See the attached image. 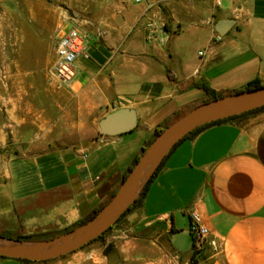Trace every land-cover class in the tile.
<instances>
[{
	"label": "crops",
	"instance_id": "1",
	"mask_svg": "<svg viewBox=\"0 0 264 264\" xmlns=\"http://www.w3.org/2000/svg\"><path fill=\"white\" fill-rule=\"evenodd\" d=\"M222 20L236 22L225 36L216 31ZM92 24L90 57L78 60L73 85L33 101L31 116L22 105L11 135H0L1 239L81 227L108 205L157 128L209 99L196 83L228 93L264 81V0L114 2ZM150 25L162 27L156 38ZM122 109L136 112L137 127L104 135L101 121ZM163 162L134 212L141 226L129 231L162 223L186 264L195 255L176 249L172 233L190 231L197 213L219 248L196 264H264V112L187 138ZM118 251L121 264H181L145 237H127ZM77 260L91 264L84 254Z\"/></svg>",
	"mask_w": 264,
	"mask_h": 264
},
{
	"label": "rangeland",
	"instance_id": "2",
	"mask_svg": "<svg viewBox=\"0 0 264 264\" xmlns=\"http://www.w3.org/2000/svg\"><path fill=\"white\" fill-rule=\"evenodd\" d=\"M109 4L100 0H0V135H11L17 118L23 116L22 105L31 116L33 101H46L48 90L64 88L52 78L51 71L55 39L66 21L76 19L81 28L90 33L93 17L103 13ZM12 142L10 139L9 144ZM8 147L13 148L14 154L15 146ZM4 153L0 145V158ZM136 222L126 219L116 223L102 234L103 240L91 242L75 253L48 263L32 264H80L77 259L81 254L86 255L91 264H109L106 247L114 244L118 250L120 242L127 237L157 241L168 250L170 259L180 263L186 260V256L173 249L166 226L157 223L143 230L129 231L141 226ZM177 226H187L182 215L178 217ZM65 236L66 233H55L26 242H49ZM193 260L198 261L191 256L186 264H193Z\"/></svg>",
	"mask_w": 264,
	"mask_h": 264
},
{
	"label": "water",
	"instance_id": "3",
	"mask_svg": "<svg viewBox=\"0 0 264 264\" xmlns=\"http://www.w3.org/2000/svg\"><path fill=\"white\" fill-rule=\"evenodd\" d=\"M234 20L217 23L216 31L225 36L234 26ZM264 107V87L244 93L204 103L190 111L174 125L166 129L149 147L124 180L117 195L91 222L67 233L65 237L49 242H18L0 238V258L45 262L75 253L112 228L127 209L136 201L144 187L154 176L164 158L190 133L204 125ZM138 125L137 114L133 110L122 109L106 116L100 123L101 131L107 136H119L132 132ZM156 163L147 177L146 169ZM138 213H134L132 222ZM185 238V239H182ZM194 238L190 231L173 232L172 243L181 253L192 250ZM105 255L109 264H121L122 259L114 244L108 245Z\"/></svg>",
	"mask_w": 264,
	"mask_h": 264
},
{
	"label": "built area",
	"instance_id": "4",
	"mask_svg": "<svg viewBox=\"0 0 264 264\" xmlns=\"http://www.w3.org/2000/svg\"><path fill=\"white\" fill-rule=\"evenodd\" d=\"M109 4L114 2L142 4L146 0H100ZM197 1V0H182ZM220 7L222 0H214ZM161 26L150 25L149 37L156 38L157 31ZM92 45V36L79 25L76 19L67 20L66 25L60 29L55 39V59L52 67L53 78L64 87H71L79 74L77 62L81 57H90V47ZM193 235V254L197 258L208 255L210 250H218L219 245L212 237L210 230L204 224L203 219L197 213H191V228Z\"/></svg>",
	"mask_w": 264,
	"mask_h": 264
},
{
	"label": "trees",
	"instance_id": "5",
	"mask_svg": "<svg viewBox=\"0 0 264 264\" xmlns=\"http://www.w3.org/2000/svg\"><path fill=\"white\" fill-rule=\"evenodd\" d=\"M195 85L198 88L203 89L207 93V95L209 96V99L207 101H205L204 103H208V102H211V101H214V100H218V99L224 98V97L229 96V95H234V94H239V93H244V92H248V91L260 89V88L264 87V81H262L260 79H256L254 81H251L250 83H248L246 86L242 87L241 89H239L237 91H233V92H228V93L215 91L214 89H212L209 81H202V82L196 83ZM204 103H202V104H204ZM262 112H264V107H261L259 109H256V110H253V111H250V112H247V113H244L242 115L234 116V117H231V118H228V119H225V120H220V121H217V122H214V123H211V124L204 125V126H202L200 128H197L196 130H194L185 139L190 138V137L197 136L201 132H203L204 130H206L208 128H211V127H214V126H217V125H221V124H224V123H227V122H230V121H234V120H237V119H245L248 116L255 115V114H258V113H262ZM184 115H178L179 116L178 119H180ZM169 126H170V124L167 123V124H163V125H161L160 127L157 128V130L155 131L154 137L145 144V146L143 147L142 151L136 157V159L134 160L132 166L127 171L126 176H125V180L129 177V175L131 174V172L133 171V169L135 168V166L138 164V162L140 161V159L142 158V156L149 149V147L154 143V141ZM183 141H181V142H183ZM163 165H164V162L159 166V168L157 169L155 175L151 178V180L144 187L143 191L141 192V194L139 195V197L136 199V201L127 209V211L121 216V218L118 220L117 223H120V222L128 219V217L132 213L136 212L140 208V206L142 205L143 200L145 199V197L147 195V192L149 190L150 184L152 183L153 179L157 176V174L159 173V171L161 170V168H162ZM117 193H118V191H116V192H114L112 194L109 202L117 195ZM104 208H105V206H102L101 208H99L98 210H96L95 212H93V214L90 217H88L86 220H84L81 223V225H85V224L91 222L92 220H94L101 213V211ZM74 229L75 228L68 229V230L64 231L63 233H66V234L67 233H71V232L74 231ZM103 237H104V235H102L101 237H99L98 239H96L93 242H96V241H99V240H103ZM2 238H6V237L2 236ZM35 238H39V237H17L15 240L18 241V242H26V241H33V240H35ZM18 261H21V262H23L25 264L37 263V262H34V261H28V260H18ZM48 262H50V261H45V262H42V263H48ZM196 263H197V261L196 260H193V264H196Z\"/></svg>",
	"mask_w": 264,
	"mask_h": 264
},
{
	"label": "bare ground",
	"instance_id": "6",
	"mask_svg": "<svg viewBox=\"0 0 264 264\" xmlns=\"http://www.w3.org/2000/svg\"><path fill=\"white\" fill-rule=\"evenodd\" d=\"M156 163H153V164H151V165H149L148 167H147V169H146V173H147V175H146V177H145V180H144V182L146 181V179H147V177L151 174V172L153 171V169L155 168V165Z\"/></svg>",
	"mask_w": 264,
	"mask_h": 264
},
{
	"label": "flooded vegetation",
	"instance_id": "7",
	"mask_svg": "<svg viewBox=\"0 0 264 264\" xmlns=\"http://www.w3.org/2000/svg\"><path fill=\"white\" fill-rule=\"evenodd\" d=\"M107 247H108V246H107ZM107 247H106V248H107Z\"/></svg>",
	"mask_w": 264,
	"mask_h": 264
}]
</instances>
